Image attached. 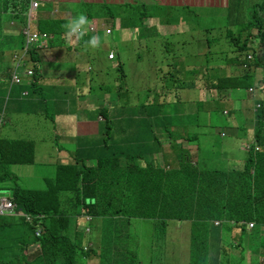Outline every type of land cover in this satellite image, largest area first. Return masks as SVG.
<instances>
[{
	"label": "trees",
	"instance_id": "obj_1",
	"mask_svg": "<svg viewBox=\"0 0 264 264\" xmlns=\"http://www.w3.org/2000/svg\"><path fill=\"white\" fill-rule=\"evenodd\" d=\"M80 3L84 4L82 0ZM112 4L115 3L111 0H97L84 4V7L86 10H95ZM116 4L131 5L126 2ZM243 4L244 0H228V28H224V38L231 50L219 55V52L211 50L219 38L210 37L205 42L209 45L206 53L209 56H206V62L201 66L205 75L209 76L205 87H202L194 69H189L186 74L178 72L181 76L176 79L173 70V73L168 74L171 85L164 86L162 80H157L159 90L154 96L157 101L136 108L130 106L131 98L124 99L128 92L126 85L117 81L119 101L117 103L111 97L114 105L112 109L100 107L98 115L102 119L97 124V136H81L79 147L73 154L74 163L59 165L56 172L51 171L42 176L35 186H20L14 172V165H35L31 160L32 143L17 141L20 145L14 147L3 144L4 140L0 141V185L13 181L12 186L2 185L0 188L9 190V200L23 213L33 217L30 224L24 218L20 223H12L0 215V264H175L176 260L171 258L170 245L171 241L178 242L176 237L179 238L178 234L183 232L187 240L185 248H189V264H222L223 257L229 260L226 251L230 247H234L235 251L242 250L241 240L243 235L249 233L245 226L249 222L255 224L252 230L257 232L255 236L259 239L258 244H264L263 151H249L243 163L224 171L210 170L204 162L200 166L199 160L193 165L187 158L181 167L175 161L177 155H187L189 152L176 143L183 129H186L183 130L186 133L181 139L196 143L200 150L198 153L208 150L211 144L217 145L214 141H201L209 135L210 125L208 122L202 125L198 123V117L204 109L199 92L231 90L230 94L236 98L242 94L245 97V91L256 80V71L260 69L264 72V0L255 4L252 14L239 27V9ZM140 6V22L152 18V15H147L145 4H132L131 9L136 12ZM27 12L28 0H0V27L10 20L25 24ZM180 13L183 12L179 10L169 14L163 7L162 13L158 11L155 17L158 18V24L170 25L173 17L177 18ZM85 14L91 17V13ZM115 18L111 12L106 19L114 22ZM120 21L122 29L130 25L128 27L139 31L137 24L127 23L124 17ZM61 23V20H38L36 29L60 37L66 31ZM139 25L145 24L142 22ZM230 27L237 30L236 33ZM149 29L157 36L156 28ZM212 30L206 32L211 34ZM10 36L0 33V50H10V43H13L12 50L22 52L16 61L23 64L21 57L28 54L36 69L35 62H40L36 51L26 47L22 35L17 40H12ZM253 38H258L255 46ZM83 40L86 39L83 37L79 41ZM248 56H252V59L249 60ZM113 63L117 64L115 69L122 68L124 62L118 53L110 62ZM174 68L177 70V64H174ZM22 76L27 77V73H21ZM4 77H8L11 83L9 75ZM25 83L21 78L19 82L11 84L17 86L21 93L29 92H26L27 99L20 101L24 104L22 108L29 109L32 105L29 99L33 97L31 89H36L37 85L31 83L28 86ZM185 90L194 91L195 95L198 91L197 97H194L197 104L193 103L187 92L181 94ZM90 91L93 92L92 89ZM169 94L176 95V100H167ZM179 95H183L180 100ZM98 98L101 100L102 95L99 94ZM100 103L103 105L102 100ZM190 109L192 114L189 113ZM184 110L188 111V116ZM138 111L148 118L133 120V116H136L133 113ZM208 113L210 118L230 116L233 119L236 111L228 115H224L223 111ZM216 113L219 115L213 117ZM255 115V139L261 144L264 143V131L261 130L264 128V102H261ZM129 121L134 126L125 127ZM154 127L162 129L171 151L164 147L165 143L159 138L162 132L154 131ZM202 129L203 135L192 133ZM142 131H148V136L143 137ZM112 133L121 134L122 138L115 139ZM216 138L222 141V154L233 148L237 153H243L238 146H224L223 140L227 137ZM202 144L207 147L202 148ZM9 148L12 152L10 157L5 155V150ZM169 153L174 161L173 168L161 166L163 161L167 163L171 159ZM61 198L63 201L59 202ZM92 220L97 222L95 226ZM135 222L142 224L147 235L145 240L138 233L139 223L135 227ZM214 222L219 223L215 225ZM176 224L181 228L175 230ZM39 225L41 234L37 237L35 230ZM86 227L91 228L92 232L98 228L94 248L82 243ZM234 230L238 232L237 240L230 239ZM143 243L148 248L147 261H143L140 254ZM136 253L139 255L136 256ZM235 260L229 263H240V256Z\"/></svg>",
	"mask_w": 264,
	"mask_h": 264
},
{
	"label": "rangeland",
	"instance_id": "obj_2",
	"mask_svg": "<svg viewBox=\"0 0 264 264\" xmlns=\"http://www.w3.org/2000/svg\"><path fill=\"white\" fill-rule=\"evenodd\" d=\"M30 1L29 10L30 8H34L32 5V0ZM33 1H36L38 7L41 5L40 0ZM261 2L262 0H244V4L239 9V14L241 16L240 25H238L239 27L243 26V23L248 19L247 16L252 14L255 4ZM45 3L47 2H44L43 4ZM50 4L33 11L35 19L30 24L31 30L36 31L35 26L38 20L54 21L63 19L61 24L62 28H65L64 26L73 17L78 16L79 14L91 13V17L87 18L90 22L89 25L91 24L98 27L99 31L95 35L99 36L100 47L92 48L91 46H88L87 49L84 47V50H87L90 53V56L96 52V54H94V56L92 55L91 59L85 63L89 64V69L93 70L86 72L82 71V74H80V82L77 80V75L75 76L74 81H77V84L74 85L73 91H66V94L58 95V97L55 98L53 102L47 101L46 103H38L33 107L35 111L30 114L29 109L22 108L24 104L19 101L21 92L18 90V87L12 85L8 77H4L9 75L11 78H17L20 76V73L24 72L25 69H23V65L16 61L22 52L13 51V43H10V50H6V52H2L0 50V82L2 83V89L0 91V116H2L0 141L4 140L5 143L3 144L6 146L10 144L14 147L20 145V143H17V141H21L25 144L27 141H29L30 144L32 143L33 145L34 159H41L48 164H52L56 158L59 157H62L61 159L65 163H72L68 156L66 158L63 157L66 155L64 153L65 150L72 155L74 163L73 154L77 147H79L78 144L81 137L79 133L91 134L95 132L96 128V123L83 128H81L80 125L83 122H95L94 119L88 117L96 116L97 118L98 110L101 108L105 107L108 109L110 107L109 109H112L111 107H114V105L111 102V97L114 98V101L118 103L119 97L116 86L117 81H121L119 84H125L128 89L127 94L124 95V99L131 98L130 106L138 108L141 104H150L153 101H157L154 99V96L156 91L159 90V88H157L158 81L160 82L162 80L164 82V86L171 85V79H169L168 74L173 73V70H175L174 78L176 79V77L180 78L181 76L178 72L186 74L189 69H194L197 77L200 79L202 87H205L206 83L209 81V76L205 75L201 66L205 64L206 56H209V54H206L209 49L207 48L209 45L205 43L207 38H219V41L214 43L213 48L211 49L212 51L219 52V55L223 52L231 50L229 42H226L227 40L224 38V28H228L227 13L225 19L226 25L223 27L220 25V20L218 18H203L200 16L199 12H196L194 15L180 13L173 22L178 20L181 22V25L187 24V26H179V29H174L171 27L178 26L173 25L164 28V30L162 27L160 28L161 32H159L160 36H156V34L152 30H149L145 25H139L143 22H140L139 20V13L142 10L141 6L136 12L132 11V4L128 7L114 4L113 6L106 5V8L103 7L95 10H86L84 6L81 7L80 4L70 1L68 5L72 6V8H70L71 10L61 14L59 13L60 6H57L55 3H52L51 5ZM79 8L83 9L80 10ZM111 12L114 18L124 17L127 23L130 22V24H137L139 31L137 32V30L130 28V25H128L130 27L127 26V31L120 29L118 30L116 28L119 25L117 20L112 22L111 20L106 19ZM171 19L172 16L169 18V22H171ZM11 22H9L8 25L12 29H14L16 32L21 30L22 26L19 23L16 24ZM102 24L104 27L107 25V27L111 29L112 35L103 36V33L100 31L102 28H104L102 27ZM209 29H213L211 34L206 32V30ZM229 29L235 33L237 31L232 27ZM11 39L13 40V38ZM73 40L74 42H69L66 35L62 38L54 35V38L50 40V43L53 45V47L63 48V50L66 52V46L70 45L71 48L79 46H76L75 44V37L72 38V41ZM120 40L123 42L120 43ZM253 46H255L254 42ZM110 51H113V54L115 55L118 53L121 61L124 62L122 64V68L119 70L115 69L117 64H110V62H108L106 59V57H108V55L111 53ZM77 52H81V49L78 48ZM15 56H17V58ZM63 60L65 62L69 61L66 56H63ZM141 60H143L142 63ZM21 61L23 62L24 67L27 69L29 67V55L26 54L25 57H21ZM99 61L100 64H97ZM174 64H177V70L174 68ZM39 70L42 75L34 79L38 81L37 84L38 87L41 88V91L35 92L31 94V96H40L42 94H46L45 87L47 88V94L49 96L52 93V89H55L56 84H58L60 81L64 83L65 81L71 79V75L68 72L72 71L73 69L65 68L64 70L62 69L61 71H58L56 66L51 69L41 65ZM256 73V82H259L262 78H264V72L258 69ZM122 75L124 76L123 78ZM84 77H88V81L92 79L90 81L91 84H89L87 80H84ZM190 80L191 79H189V81ZM231 83L233 85V82ZM90 89H92L93 92H91ZM190 90H185L181 94H185L187 92L193 103L197 104V99H194V97H197L198 91L195 95V92H189ZM204 91L205 90L199 92L201 97L199 99L203 101L204 109L202 111L203 113H201L198 117V123L202 125L208 122L210 127H208L209 135H206V137H204V139L201 141L202 143L204 140L210 142L211 139V141L216 142L217 145L211 144L208 148L209 151L205 150L198 153L200 150L195 151V145H186V142H184L182 139H178L177 144L182 146L184 149L189 150L190 156L188 155L189 152L186 153L187 155L179 154L176 156L175 161L176 163L180 164L181 167L182 164L186 162L187 158H189L188 160L191 164H196V161L199 160L200 166H202V162H204L205 167H208L210 170L224 171L227 168L228 160L231 156H236L237 151L234 149V151L231 150L230 152H225L226 154H222V141L219 138H216V136L220 137V135H224L227 137L226 135H228L230 131H233L234 127H231L230 125V116L219 117V114L216 113V115L213 117L218 116L217 118H210L208 111H223L224 115H228L231 111H236L234 107L237 105L238 107L243 108V110L240 109V111L243 112L245 117L251 118L252 116H256L254 114V109L258 108L257 102H264V97H261L254 92H250L249 90H244L246 98L240 101L242 102L240 105L238 101H235L237 98L230 94L231 90H226L223 92L211 90L210 93ZM26 92L29 94L28 91ZM99 94H103V96H105V102L103 103V106L100 103V101H103V99L101 98V100H99ZM241 96L244 95L242 94ZM181 98H183V95H179L178 99L180 100ZM166 99H169L170 101L171 99L176 100V95L169 94L166 96ZM23 101H25V99ZM215 102L217 105H215ZM46 104H53L55 106L53 109L45 107L44 111L42 112L40 108ZM95 108H99L96 113L94 112ZM81 112H85L84 116L80 114ZM189 113L192 114L191 109L189 110ZM133 114H136L134 117L136 120H140V118H148L147 116H144V113L141 114L139 111L137 113L134 112ZM184 114L188 116V111L184 110ZM67 118H70L71 122H67ZM97 122L100 123L98 118ZM249 122L250 121L245 124L248 125ZM226 123L229 124L227 125ZM129 125L134 126L131 121L125 123V127ZM238 125L239 123L237 126ZM54 127L57 128L55 129V132H53ZM223 127H226L227 129L225 132L220 131V129ZM240 128L244 133L240 134L239 137H244L245 133L248 135L254 130L255 123H250L249 126L245 127L240 126ZM33 130L37 131L34 135L35 138L29 139V131ZM153 130L162 132V129L157 127H154ZM183 130H181L182 134L186 132ZM261 130L264 131V128ZM202 131L203 129L201 131L195 130L192 133H200L203 135ZM148 134V131L141 132L143 137L148 136ZM96 136L97 134L90 135V137ZM112 136H114L115 139L119 137L122 138V135L117 133H112ZM159 138L162 143H166L165 134L163 132ZM39 140L44 141L43 145L45 147L50 146L53 152L55 150H59L61 154H52L49 150H45L44 148L40 147L37 143ZM131 141H134V139H131ZM243 141L244 140H241L240 142ZM223 143L224 146L236 147L239 145V139L227 137L223 140ZM201 147L206 148L207 145L204 146L202 144ZM262 151V154L264 155V149ZM37 153L39 154L37 155ZM11 154L12 152H10V148L5 150L6 156L10 157ZM239 155L242 159L247 157V154L245 155L243 153H239ZM36 163L42 162L38 160ZM121 163L123 164V162ZM239 163L240 162L238 161H233L228 165V167ZM91 164L93 165L94 162H91ZM163 165H165L166 168H173L172 166L174 165V161L172 159H168L167 163L164 161L161 163V166ZM37 169H40V166L14 165V172L16 174L18 184L24 188H29L30 184H36L34 180L37 176ZM10 185H13V181L10 182ZM1 186L2 185H0V187ZM0 198L11 199V192L9 190H2L0 188ZM62 201L63 200L61 198V201L59 202ZM2 216L5 220L12 223H20L23 221L22 217L8 213H5ZM92 223L94 226L97 224V222L94 220H92ZM138 223L140 225L139 227ZM135 227H138V233L143 238V240H145L147 235L144 232L142 224H140V222H135ZM85 231L87 232L88 230L85 229ZM95 233L98 234V228L90 235L85 236L82 240V243L85 245L90 244L91 247L94 248L93 246H95L98 239ZM236 233L238 234L237 230H234L231 233V240H237L239 238ZM255 234H257V232L251 230L248 234L242 236V250L239 252L241 261L238 264H264V244H258L259 239L257 240ZM178 235L179 238L176 237L178 242L171 241V258L176 260L175 264H189V248H185L187 245V240H185L186 237L184 238L185 234L183 232ZM234 245L236 246V244ZM87 247H89V245H87ZM147 250L148 248L145 246V244H141L140 254L142 253L143 261H147ZM226 253L229 256V260L228 258L223 257L222 264H230L229 261L231 259L235 260V258L239 256L238 252L234 250V247H230L229 251H226ZM135 255L138 256L139 254L136 253Z\"/></svg>",
	"mask_w": 264,
	"mask_h": 264
},
{
	"label": "crops",
	"instance_id": "obj_3",
	"mask_svg": "<svg viewBox=\"0 0 264 264\" xmlns=\"http://www.w3.org/2000/svg\"><path fill=\"white\" fill-rule=\"evenodd\" d=\"M40 1H41L40 8L45 7V6L49 5L50 3L51 4L55 3L57 6H60L59 7V11L60 12L59 13L64 14L67 11H70L71 10L70 8H72V6L68 5V3L70 1H73L76 4H80L81 6H84V4H88L89 2H95L97 0H82L84 2L83 5L80 3L81 0H40ZM111 1L114 2L115 4L116 3H125V2L127 4H137V5L145 4L146 7H147V15H152V18L144 19L143 23L146 25V27L148 29L152 28V27L156 28L157 29L156 30L157 31V35H159V32H161L160 28L163 27V30H164V28L170 27V26H167V25L164 26L165 24H162V25L158 24V18L155 17V14L158 11L160 13H162L163 7H165L166 11H168L169 14L172 13V12H175V11H179V10H181L183 13H188V14H193V15L196 12H199L200 16L203 17V18H210V17L218 18L220 20V25H222V27L224 25H226L225 19H226V13H227L226 9H227V5H228V0H111ZM32 2H36V1L32 0ZM44 2H47V3L43 4ZM113 5L114 4H112L111 6H113ZM116 5H120V4H116ZM37 9H39V8H37ZM28 14H29V0H28V12H27V14L25 16V24H22V23H20V22H18L16 20H10L8 22H6L4 20L5 22L3 21L4 22L3 26L0 27L1 35L2 36H5L6 34L7 35L8 34L12 35L10 37L14 38L15 40L21 38V35H22L21 31H22L23 27H28L29 28ZM174 19H175V17H173V21H174ZM59 20H61L63 22V19H59ZM115 20H117L118 24H119L118 27H116L118 30L120 29V30L127 31L126 29H124V28L122 29L121 28V26H120V23H121L120 17H116ZM11 21L13 23H16V24L19 23L22 26L21 30L16 32L14 29H12L8 25V23L11 22ZM172 23L175 24V25L181 26V24H180L181 22L178 21V20L176 22H172ZM102 27H104L103 24H102ZM171 28L179 29V27H171ZM10 29H12V30H10ZM149 30H152V29H149ZM100 31L103 33V36L112 35V32L110 31V28L107 27V25L104 28H102ZM96 33H93V34L88 33V34H86L84 36V39H86V40H83L81 42L80 41L76 42V38H75V44H80V45L77 46V47H72V48H71L70 45L66 46V52L63 50V48L53 47V45L51 43H48V46H47L46 50L43 52V58L40 57L39 53H38V57H40L41 59H40V62H35V64L39 68L42 65L44 67H48V68H51V69L54 68V66H56V69L58 71H61L62 69L64 70L65 68H72L73 70L68 72L71 75V79L68 80V81H65L64 83L62 81H60L58 84H56L55 85V89H52V93L49 96L47 94L48 93L47 92V88L45 87L46 94H44V95L42 94L40 96H36V98H34V96H33L31 99H29V101L31 100V102H32V105L29 106V114L33 113L35 111V109L33 107L36 106L38 103H46L47 101L53 102L55 100V98L58 97V95L66 94V91H73L74 85L77 84V81H74L75 76L77 75V80H78V82H80L81 81L80 74H82V71L86 72V71H92L93 70V69H89L90 65L89 64H85V63L88 62L91 59V56L92 55L94 56V54H96V52L94 54H91V56H90V53L87 50H84V47H85V42L88 41L91 38V36L95 35ZM15 35H17V38H16ZM73 42H74V40H73ZM121 42H123V41L120 40V43ZM117 43H119V42H117ZM67 47H70V48H67ZM78 48L81 49V52H77ZM110 52H113V51H110ZM63 56H66L69 61L65 62L63 60ZM106 59L108 60V62H112L111 60L108 59V57H106ZM97 64H100V61ZM22 65H23V69H26L24 67V64H22ZM32 68H33V61L31 60V58H29V67L27 69H32ZM41 75L42 74H41L40 70H38V72H36V73L34 72V76L37 77V78L39 76H41ZM87 79H89V78L88 77H84V80H87ZM23 80H25L27 82L25 84H27L28 86L33 81V79H29V78L24 77V76H23ZM87 82L90 84V81L87 80ZM31 90L33 91V93H35L36 91L40 92L41 88L37 87L35 89V87H33V89H31ZM0 91H1V89H0ZM101 95H102V99H103V103H104L105 102V96H103V94H101ZM27 97H28V95H27L26 91H23L21 93L20 97H19V101H23ZM107 97H108V95H107ZM245 98H246V96L245 97L244 96H240V97H237V100H235V101H238L239 104L241 105L242 102H240V101L244 100ZM41 100H42V102H41ZM80 102H82V101H80ZM253 103H254V101H253ZM54 106L55 105H53V104H46V105L42 106L40 109L43 112L45 107H47L49 109H53ZM98 109L99 108H95L94 112L96 113ZM234 109L236 110V113L234 114V117H233V119H231V123H230L231 127H234L233 128L234 130L230 131V133L228 135H226V136L227 137H233V138H242V137H239V136H240V134H243L244 132L242 131L240 126H242V127L249 126L250 123H253V121L255 120V117L254 116H252L251 118L245 117L243 112L240 111V109L243 110V108L238 107L237 105L234 107ZM84 113L85 112H81L80 114L84 116ZM133 117H135V116H133ZM88 118L94 119L95 122H83L80 125V127L83 128V127L90 126L93 123H96V128H95V132H96L97 124H98L97 118L100 121H101L102 118L99 115H98L97 118H96V116L88 117ZM132 119L136 120L134 118H132ZM66 120H67V122H71L70 118H67ZM140 120H141V118H140ZM248 121H250L249 124L248 125L245 124ZM238 123H239V125H238L239 127L237 126ZM226 124L228 125L229 123H226ZM189 128H188V130H191V128L190 129ZM55 129H57V128L54 127L53 132H55ZM226 130H227L226 127H223V128L220 129V131H224V132ZM36 132H37L36 130L29 131V139L35 138L34 135L36 134ZM95 132L91 133V134H86V133H79V134L81 136H90V135L96 134ZM224 132H221V133H224ZM252 133H254L253 136L255 135V132L253 130V131H251L248 134L247 139L252 137ZM84 134H86V135H84ZM245 136H246V133L244 134V137ZM210 142H211V140H210ZM37 143H38V145L40 147L44 148L45 150H49L52 154H55V153H60L61 154V152L59 150H55L53 152L51 150L50 146L49 147H45L43 145L44 141L39 140V141H37ZM232 150L234 151V148ZM64 153L66 155L63 156V157L66 158L68 156L70 158V161H72V163H68V162L65 163L61 159L62 157L56 158V160L52 164H48V163L42 161L41 159H36V162L38 160H40L44 164L42 165V163H37V165L40 166V169H37V173H36L37 176H36L34 182H36L38 184L40 182V179H41L42 176L47 175V173H50L51 171L52 172H56L57 168L59 167V165L73 164L72 155L70 153H68V151H66V150L64 151ZM38 154L39 153H37V155ZM233 161H238V162L242 161V158L240 157L239 153H237V155L235 156ZM88 163H90V162H88ZM55 174L56 173H54V175ZM2 185L3 186H12V185H10V183H6V184H2ZM174 226H175V228H174L175 230L181 228V227H179L178 224H176Z\"/></svg>",
	"mask_w": 264,
	"mask_h": 264
},
{
	"label": "clouds",
	"instance_id": "obj_4",
	"mask_svg": "<svg viewBox=\"0 0 264 264\" xmlns=\"http://www.w3.org/2000/svg\"><path fill=\"white\" fill-rule=\"evenodd\" d=\"M33 3H36V2H32V5H33ZM37 8H40V6L38 7L37 6ZM36 8V9H37ZM36 9H32V8H30V10H29V32L30 33H35V34H37V35H45L46 37L45 38H42V39H38L35 43H31V44H29V48H33L35 51H36V54H37V56L36 57H38V53H39V56L40 57H42L43 58V52L46 50V48H47V46H48V43H50V40L52 39V38H54L53 37V35H51V34H48V33H45V32H40V31H38L37 29H36V26H35V29H36V31H34V30H31L30 29V24L32 23V21L35 19L34 18V14H33V11H36ZM89 20H88V18H87V16L85 15V14H79L78 16H75V17H73L64 27H65V29H66V31H65V33H63L61 36H60V38H62V37H64L65 35H66V37L68 38V40H69V42H73L72 41V38L73 37H75L76 38V42L77 41H79V40H81L86 34H88V33H90V34H93V33H96V32H98V28L96 27V26H94V25H89ZM89 25V26H88ZM173 25H175V24H170V25H167V26H173ZM178 27H179V25H177ZM181 26H187V24H184V25H181ZM92 27H94V30H90V28H92ZM26 27H24L23 28V30L25 29ZM22 30V31H23ZM22 31H21V33H22ZM110 31H111V29H110ZM112 32V31H111ZM255 34H256V32H255ZM255 34H253V36L255 35ZM252 35V34H251ZM22 36L24 37V35L22 34ZM24 40H25V37H24ZM253 40V42L256 44L257 42H258V38H253L252 39ZM77 45H80V44H76V46ZM88 46H91L92 48H99L100 47V43H99V36H96V35H93V36H91V38L88 40V41H86L85 42V49H87V47ZM67 48H70V47H67ZM111 53H113V52H111ZM114 55V58L113 59H115V54H113ZM109 56V55H108ZM40 57H38V59L40 60L41 58ZM249 57V56H248ZM251 58L250 59H252V56H250ZM30 58V57H29ZM249 59V58H248ZM249 59V60H250ZM109 60H112V59H109ZM38 70H39V67H37L36 69L34 68V66H33V68L32 69H25L24 70V72H23V75L25 74V73H27V78H29V79H33V81H32V83H36V85H37V87H38V84H37V80L36 79H34V78H37V77H35L34 76V72L36 73V72H38ZM260 70V69H259ZM260 71H262V70H260ZM29 72H30V74H29ZM263 72V71H262ZM20 73V72H19ZM23 77V76H22ZM21 77V73H20V76H19V79H21L22 78ZM33 77V78H32ZM92 79H90V81H91ZM262 80V79H261ZM259 81V82H261V83H264V81L262 82V81ZM11 83H13L12 81H11ZM256 83H258V82H256V80H255V82H254V84H253V86L256 84ZM91 84V83H90ZM253 86H251V87H253ZM250 87V88H251ZM249 89V88H248ZM247 89V90H248ZM257 104H259V105H261V103L260 102H257ZM260 107V106H259ZM258 107V108H259ZM258 108H256V109H254V111L256 112V110L258 109ZM98 121H100L99 119H98ZM183 129V128H182ZM190 132H191V130H189ZM186 133V132H185ZM184 133V134H185ZM253 134L254 133H252V137H250V138H248L247 139V136L248 135H246L245 137H242V138H238L239 139V145H238V149L239 150H241V152H243V154H246V153H249V151H251V150H253L252 152H258V151H262L263 149H264V143H259V142H257V140L255 139V135L253 136ZM183 134L182 133H180L179 134V139H181V137L180 136H182ZM221 136V135H220ZM221 137H224V135H222ZM247 139V140H246ZM241 140H244L243 142H240ZM184 141V140H183ZM185 142V141H184ZM176 143H177V141H176ZM186 145H189V146H193V145H195V147H196V149H194L195 151H197L198 150V145L196 144V143H187L186 142ZM164 147H166V148H168L170 151H171V149H170V143L167 141L166 143H165V145H164ZM189 151V150H188ZM189 154H190V151H189ZM169 155H170V158L172 159V157H171V155L172 154H170L169 153ZM248 157V156H247ZM235 158V156H231L230 157V159L228 160V164H227V168H228V165L231 163V162H233V159ZM30 160V159H29ZM31 160L33 161V163H35V165H37V163H36V160L34 159V151L32 152V155H31ZM173 160V159H172ZM242 161H244V158L242 159ZM240 162L239 164H241V163H243V162ZM43 165V164H42ZM194 165V164H193ZM236 165H238V164H236ZM235 164L234 165H232L231 167H234V166H236ZM168 168V167H167ZM226 168V169H227ZM235 169H238V168H235ZM31 185H33V186H35V183H33V184H30L29 186H31ZM8 199V198H7ZM11 201V200H10ZM20 210V209H19ZM21 211V210H20ZM22 212V211H21ZM23 213V212H22ZM24 214V213H23ZM28 215V214H27ZM18 217H22V218H24L23 216H18ZM88 217V216H87ZM32 218L33 217H31L30 215H29V221H27V223H31L32 222ZM92 218V217H91ZM90 218V219H91ZM25 219V218H24ZM87 219V218H86ZM89 219V220H90ZM88 220V221H89ZM40 222H38L37 224H39ZM218 223L219 222H214V224L215 225H218ZM231 224H233V225H236L234 222H231ZM245 226H246V231H248V232H250L253 228H254V226H255V224H254V222H249V223H246L245 224ZM85 229H87L88 231L86 232L85 231ZM84 231H85V233H84V235L85 236H87V235H90L91 233H92V230H91V228L89 229V228H84ZM40 234H41V225H39L37 228H36V230H35V236H37V237H39L40 236ZM87 245H89V246H91L90 244H87ZM241 250L239 249V250H237V252H238V255H239V252H240ZM240 256V255H239ZM231 261H233V259H231Z\"/></svg>",
	"mask_w": 264,
	"mask_h": 264
},
{
	"label": "built area",
	"instance_id": "obj_5",
	"mask_svg": "<svg viewBox=\"0 0 264 264\" xmlns=\"http://www.w3.org/2000/svg\"><path fill=\"white\" fill-rule=\"evenodd\" d=\"M38 6L37 3H33V7L32 9H36ZM28 19H29V14H28ZM90 30H94V27L90 28ZM22 34L25 37V43H26V47H29V44L31 43H35L38 39H42L45 38V35H37L35 33H30L29 32V28L26 27L23 31ZM109 59H113L114 55L113 53H110L108 56ZM249 59L251 58L250 56L248 57ZM30 74V72H29ZM11 81L13 83H17L19 82V77H12ZM250 92H254L255 94L264 97V83L258 82L256 83L253 87L248 89ZM256 90V91H254ZM260 105L258 104V107ZM2 125V116H0V127ZM5 213L11 214V215H15V216H23L25 218V220L29 221V215L27 214H23L16 206V204H14L12 201H10L7 198H0V215H4Z\"/></svg>",
	"mask_w": 264,
	"mask_h": 264
}]
</instances>
